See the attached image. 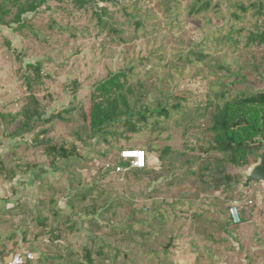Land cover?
Instances as JSON below:
<instances>
[{
  "label": "rangeland",
  "instance_id": "1",
  "mask_svg": "<svg viewBox=\"0 0 264 264\" xmlns=\"http://www.w3.org/2000/svg\"><path fill=\"white\" fill-rule=\"evenodd\" d=\"M20 22L23 40L4 39L0 56V264H223L234 233L264 243V190L241 188L253 164H225L233 182L218 190L202 169L223 158L216 108L264 88V44L250 39L264 0H49ZM118 73L135 129L92 132L90 96ZM26 106L40 117L23 125ZM124 148L149 161L121 183L103 166Z\"/></svg>",
  "mask_w": 264,
  "mask_h": 264
},
{
  "label": "trees",
  "instance_id": "2",
  "mask_svg": "<svg viewBox=\"0 0 264 264\" xmlns=\"http://www.w3.org/2000/svg\"><path fill=\"white\" fill-rule=\"evenodd\" d=\"M10 0H0V9L3 4ZM20 0H13L16 3ZM49 0H33L23 5L21 11L15 15L13 21L6 23L4 16L9 13L1 10V23L5 25L16 23L17 30H21L24 26L20 24L21 17L27 12H36L44 3ZM77 5L82 7L89 3H94L96 0H75ZM21 25V28H20ZM15 29V30H16ZM251 41L258 44H264V32L252 36ZM28 68H33V71H38V67L28 65ZM123 74H115L110 78L104 80L95 86L94 91L90 96V108L82 115L83 121L88 125L90 131H102L114 122H121L125 119L130 130L135 129V124H132L131 117L133 112L130 108L128 95L131 94L130 87L123 82ZM34 105L37 103L34 100ZM38 106V105H37ZM36 106V107H37ZM26 106L24 108V124L35 117L39 118L40 114L37 109ZM158 114H167L164 109L158 111ZM143 114H141L142 116ZM142 121L145 120L142 116ZM124 121V120H123ZM212 132L213 151L223 155V158L217 159L215 164L204 167L205 171L211 175V170L216 172V180L213 187L218 190L220 187L229 188L233 179L225 173V164H230L237 167L250 166L256 163L254 156L264 150V93L250 96L244 99H234L225 103L222 107H217L216 112L212 117V125L210 127ZM51 151H58L59 158H66L68 156L67 150L64 147L51 148ZM2 170V168H0ZM12 175H14L11 172ZM231 222V221H230ZM232 223V222H231Z\"/></svg>",
  "mask_w": 264,
  "mask_h": 264
},
{
  "label": "crops",
  "instance_id": "3",
  "mask_svg": "<svg viewBox=\"0 0 264 264\" xmlns=\"http://www.w3.org/2000/svg\"><path fill=\"white\" fill-rule=\"evenodd\" d=\"M12 1L13 0H10L9 2L3 4V8L0 9V16H1V10L4 13L7 11L8 13H10L11 7H17V11H16V14H17L18 11H21L22 9H24L23 5L27 4L28 2L30 3V1H33V0H24L26 3H23V4L20 1H17L16 3H12ZM8 5H10V8L8 7ZM32 13L33 12H27L23 16H27ZM4 21L8 23V21H6L5 18H4ZM9 26L11 28H9ZM15 28H16L15 24L5 25L4 23H1L0 21V56L2 58L3 57L10 58V54H9V51H7L8 50L7 47L2 46V41L4 39L9 38L14 41L16 39L23 40V35H21L22 34L21 32L23 31V29L19 31V29L15 30ZM4 118L5 117H3L2 119L5 121L6 118L5 119ZM147 167H148V163H147ZM18 178L20 177H16L13 181L19 180ZM256 188L259 191H261V193H263L262 191L264 190V187L262 184H257ZM263 196L264 194H260V200H262ZM229 234H232V233H229ZM243 236L247 237L245 234ZM233 238L237 240L235 242L237 244V247L231 248L229 252L223 253V259H224L223 264H264V243L262 245L248 244L247 241L243 240L240 234L236 235L235 233L233 234ZM260 238H261L260 236L256 235L254 238V241L257 242Z\"/></svg>",
  "mask_w": 264,
  "mask_h": 264
},
{
  "label": "built area",
  "instance_id": "4",
  "mask_svg": "<svg viewBox=\"0 0 264 264\" xmlns=\"http://www.w3.org/2000/svg\"><path fill=\"white\" fill-rule=\"evenodd\" d=\"M148 163L147 153L140 148H124L117 154L116 161H110L104 164L103 168L110 172L119 182H125L126 176L132 170L142 171L146 169ZM248 204H252L248 202ZM238 202L234 201L229 209V215L233 224H239L241 221L238 216ZM24 258L21 254L11 255L4 264H23Z\"/></svg>",
  "mask_w": 264,
  "mask_h": 264
},
{
  "label": "water",
  "instance_id": "5",
  "mask_svg": "<svg viewBox=\"0 0 264 264\" xmlns=\"http://www.w3.org/2000/svg\"><path fill=\"white\" fill-rule=\"evenodd\" d=\"M99 3H116V0H97ZM264 93V88L259 94ZM244 183L241 184L243 190H248L252 184H262L264 187V150H261L256 156V163L249 167L244 175ZM236 184H233L235 186Z\"/></svg>",
  "mask_w": 264,
  "mask_h": 264
}]
</instances>
